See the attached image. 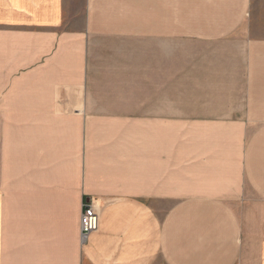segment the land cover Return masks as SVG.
I'll list each match as a JSON object with an SVG mask.
<instances>
[{
  "label": "crops",
  "instance_id": "0c3cea01",
  "mask_svg": "<svg viewBox=\"0 0 264 264\" xmlns=\"http://www.w3.org/2000/svg\"><path fill=\"white\" fill-rule=\"evenodd\" d=\"M0 264H264V0H0Z\"/></svg>",
  "mask_w": 264,
  "mask_h": 264
},
{
  "label": "rangeland",
  "instance_id": "374dc122",
  "mask_svg": "<svg viewBox=\"0 0 264 264\" xmlns=\"http://www.w3.org/2000/svg\"><path fill=\"white\" fill-rule=\"evenodd\" d=\"M240 31V34L241 33H244V32H247V33H251V31L250 30H239ZM253 33H255L254 35H250V36H253V37H261V35L257 32V31H255L254 30V32ZM237 35V34H236ZM249 36V35H248ZM248 195H251V193H249L248 192ZM242 206V205H241ZM240 205H236L235 207H236V211H237V213L238 214H246V216L248 215V217H247V220H246V225L244 226V229H245V231L247 232V239L248 240H250L251 242H252V246L254 247L255 246V240L254 239H256V237L255 238H253L252 236H253V234H255L256 232L257 233H259V231H260V228H261V225H260V221L259 222H257V224H256V221H255V212L254 211H246V212H242V207H241ZM262 229H263V226H262ZM254 254V251H252L251 250V252H248L247 253V257H248V255L250 256H252ZM243 260V259H242ZM249 260V259H248ZM254 260V257L252 258V260L250 261V262H248V263H251L252 261Z\"/></svg>",
  "mask_w": 264,
  "mask_h": 264
},
{
  "label": "built area",
  "instance_id": "2783aa9c",
  "mask_svg": "<svg viewBox=\"0 0 264 264\" xmlns=\"http://www.w3.org/2000/svg\"><path fill=\"white\" fill-rule=\"evenodd\" d=\"M98 218L91 204L86 203L82 207L80 216V240L85 242L88 235L97 228Z\"/></svg>",
  "mask_w": 264,
  "mask_h": 264
},
{
  "label": "bare ground",
  "instance_id": "6f19581e",
  "mask_svg": "<svg viewBox=\"0 0 264 264\" xmlns=\"http://www.w3.org/2000/svg\"><path fill=\"white\" fill-rule=\"evenodd\" d=\"M90 204V203H89ZM92 205V204H91ZM93 207V206H92ZM93 210H94V208H93ZM82 212V211H81ZM97 225H98V223H97ZM97 229V228H96ZM92 233V232H91ZM81 241V240H80ZM82 243V242H81ZM84 243V242H83Z\"/></svg>",
  "mask_w": 264,
  "mask_h": 264
}]
</instances>
